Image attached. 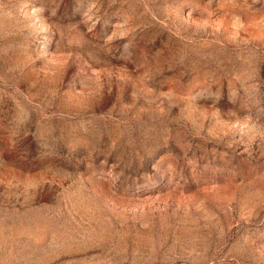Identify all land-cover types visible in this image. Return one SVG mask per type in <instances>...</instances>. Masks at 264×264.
<instances>
[{
    "label": "rangeland",
    "instance_id": "374dc122",
    "mask_svg": "<svg viewBox=\"0 0 264 264\" xmlns=\"http://www.w3.org/2000/svg\"><path fill=\"white\" fill-rule=\"evenodd\" d=\"M0 264H264V0H0Z\"/></svg>",
    "mask_w": 264,
    "mask_h": 264
}]
</instances>
